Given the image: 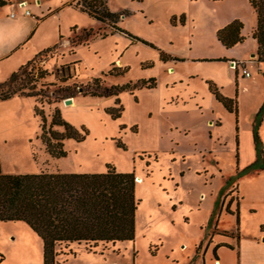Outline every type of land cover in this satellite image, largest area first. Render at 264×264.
Listing matches in <instances>:
<instances>
[{
  "label": "rangeland",
  "instance_id": "rangeland-1",
  "mask_svg": "<svg viewBox=\"0 0 264 264\" xmlns=\"http://www.w3.org/2000/svg\"><path fill=\"white\" fill-rule=\"evenodd\" d=\"M18 1H5L7 4L0 8V32L11 25L8 19L16 5L18 11L28 9L34 18L39 17L35 3L21 6ZM42 1V10L56 13L43 21L32 43L0 60V82L26 65L28 90L24 93L35 97H22L27 99L26 105L0 101V131H7L14 140L21 139L28 147L36 168L33 173L101 174L109 166L118 173H133L139 201L133 241L100 245L92 251L75 243L69 249L62 246L56 258L58 264H219L215 259L221 264H238V248L229 242L237 239L220 235L225 244H214L208 234L214 228L236 232L238 238H257L264 233V169L243 171L255 160L247 163L248 150L240 157L238 147L240 138L247 145L255 116L264 103V65L255 64L259 76L255 82L239 78L236 71L238 84L221 92L234 98L238 91L236 116L221 106L218 112L212 103L214 114H221L223 144L216 140L213 129H207L220 126L210 111L203 112L199 105L200 113L180 105L165 106L167 74L173 72L167 69L165 73L156 49L132 43L122 34H111L108 22L99 23L67 7L70 0ZM249 3L250 0H108V8L112 12H129L116 26L130 35L176 56L198 58L220 53L215 28L234 18L243 24L241 35L248 41L239 52L250 49L249 31L255 16ZM180 14H186L187 23L170 25L171 15L178 20ZM89 29L93 36L88 44L73 46L83 36V30ZM102 34L107 37L100 38ZM52 37L50 45L37 51ZM53 45L56 47L35 56ZM5 51L0 50V55ZM28 52H36L34 58L21 63ZM61 67L69 68L70 78L67 70L61 73ZM115 68L128 71L116 76ZM177 71L184 74V66ZM97 78L99 90L93 84ZM150 78L156 80V88L118 96L123 112L114 120L108 110L116 107L115 97L82 94ZM68 99L71 103L65 104ZM35 107L43 111L47 125L58 110L63 121L79 131L85 128L88 135L82 142L64 141L66 157L51 158L37 139L41 122ZM258 135L264 158V117ZM27 157L21 163L26 167L31 164ZM18 164L5 163L4 167L15 174L23 170ZM0 228L1 264H43L42 242L25 223L0 222Z\"/></svg>",
  "mask_w": 264,
  "mask_h": 264
},
{
  "label": "trees",
  "instance_id": "trees-1",
  "mask_svg": "<svg viewBox=\"0 0 264 264\" xmlns=\"http://www.w3.org/2000/svg\"><path fill=\"white\" fill-rule=\"evenodd\" d=\"M7 3L0 0V8ZM71 5V4H70ZM250 6L256 14V26L251 37L257 44V61L264 63V0H250ZM74 7L86 13L99 23L108 22L111 34L124 35L132 43L141 42L159 52L160 60L169 59L155 46L116 26L121 17L129 16V12H112L108 8V0H76ZM170 25L181 26L185 23V16L180 15L178 20L172 16ZM243 24L234 20L216 32L217 41L226 49H230L244 41L241 35ZM83 36L73 42V46L87 45L92 38V31L83 30ZM107 34L100 35L106 38ZM56 45L49 47L47 52ZM216 61H226L219 59ZM25 66H21L5 81L0 82V101H5L15 96L35 97L25 94L28 90V81ZM67 70L69 77L70 70ZM64 67L60 71L64 75ZM116 76L127 73L128 68L113 69ZM111 74V72H110ZM70 78V77H69ZM99 79H94L93 84L99 90ZM210 93L223 108L235 116L238 112L236 98H226L221 95L218 88L208 82ZM154 89L156 80H139L135 83L110 86L102 92H82L83 95L101 98L103 96L115 97V106L108 110L111 119H117L123 112V107L118 96L121 93H133L137 89ZM35 115L40 117V134L37 139L44 146L45 152L53 159L65 158L64 141L74 140L82 142L88 135L85 128L80 131L63 121L59 111L55 110L50 123L41 109L35 107ZM264 117V103L255 116L252 126V138L256 153L255 161L243 171L264 169L262 144L258 130ZM54 128H61L58 132ZM101 174L77 173H38L6 175L0 169V222H23L41 240L43 250V264H58L56 258L60 255V247L69 249L71 244L85 245L92 251L100 245H114L117 242L133 241L135 235V212L139 201L135 197V176L133 173H118L114 168L107 166ZM222 235L234 234L223 232ZM68 253H71L70 250Z\"/></svg>",
  "mask_w": 264,
  "mask_h": 264
},
{
  "label": "crops",
  "instance_id": "crops-1",
  "mask_svg": "<svg viewBox=\"0 0 264 264\" xmlns=\"http://www.w3.org/2000/svg\"><path fill=\"white\" fill-rule=\"evenodd\" d=\"M4 1L11 3V0H4ZM75 1L76 0H70L66 6L75 8L74 7ZM29 2L35 3L36 6L35 5L34 6L39 8V11H38L39 17L34 18L32 12L29 11L28 9L26 10L30 12V16H24L23 15L24 12L22 13L21 10L18 11L17 5L15 6L14 9L17 12L18 16L14 19L9 18L8 21H10L11 25L9 27L4 28L3 31L0 32V50L2 51L6 50L5 53L0 55V60L6 59L7 57L11 55V53L24 48V44L28 42L32 43V41L34 40V36L37 34V31L40 30V26L42 25L43 21L47 17L52 16V14L56 13L55 11L52 13H48V11L50 10H48L47 8L45 10H42L41 8L43 4L42 0H19L17 4L20 3L21 6L23 5L27 6ZM250 8L255 16V22H254V25L251 26L250 31H249V35L251 38L250 41H252L249 43L250 49L244 53H241L239 51L242 50V47H246V44L248 42L246 38H244L243 43L237 44L230 49L224 48L216 39V45H218L220 53L217 55L207 56V57H198V58H193V57L186 58L185 57L184 58V57H179L174 54H171L169 53V51L165 52L159 49V51L163 52L166 56L169 57V59H167L165 62L160 61L162 68L165 69V73H167V69L173 72V74L171 75L167 74L168 75L167 82H166L167 84L165 85V90H166L167 95H166V98L163 100L165 103V106L172 108L173 106L178 107L180 105L183 108L186 107L187 110H193V111L200 113L197 107L199 105L201 106V108H203L202 110L203 112L210 111V113L212 115H215L214 117L220 121V126H212L207 129H213L215 132L216 140L218 142H223V144H224V141H223L224 139H222L221 137V127H222V123L220 119L221 114L220 113L214 114L215 111L212 106V103L217 105L216 106L217 110L219 109L217 107L221 106L223 108V106L220 103H218L214 99V96L210 93L208 82L213 83L218 88L220 93L223 92L225 87H230L233 84H235L236 86V83H237L236 71L237 72L239 71L234 69L232 67V64L233 63L239 64L243 62H246L247 68L251 70L250 71L251 77L244 78L243 76H241L239 72V78L247 79L246 81H251V82H255L259 78V76L255 73L254 66L255 64L264 65V63H259L256 60L257 59V55H256L257 44H256V41L253 40L251 37L252 31L256 26V14L251 6ZM183 15L185 16V23H187L188 18L186 14H183ZM171 16H174V15H171ZM234 19L232 20L234 21ZM232 20L229 19L228 21L224 22L223 25H218L215 28V37H216V32L222 27L232 22ZM59 39H62V38L59 37ZM53 41H54L53 37L50 38L49 41L46 42L45 45L38 47L37 51L40 49L42 50L45 46L50 45ZM65 44H68V41H65ZM28 53L24 54L25 56H24V59L21 61V63L27 59H30L35 54L34 52H28ZM252 57L253 59L250 60ZM219 59H225L226 61H216ZM180 65L184 66V71H185L184 74H181L177 71ZM262 76H263V81H264L263 72H262ZM238 96H239L238 91H235L236 100ZM226 98H229V97H226ZM171 99H178L179 102L178 103H167L166 102ZM26 100H27L26 98L15 96L9 100H5L2 102L12 103L13 105H26L27 104ZM209 103L211 104V106H208ZM187 105H190V107H187ZM208 120H211V118ZM186 131L187 130L183 128L182 132L185 133ZM234 135L235 133H233V137H232L233 139H234ZM242 139L243 138L239 139V146H238L239 155L241 157V155H243L246 152V150H248L249 158L247 160V163H252L256 157L254 144H253V138H252V131H251V134H249V140L246 146L243 144ZM219 146H220V143H219ZM31 156L32 154H30V152L28 151V147L27 146L25 147L23 145L21 139L14 140L13 138L10 137L7 131H0V169H1L2 174H6V175L35 174L33 173V171L36 170V168L32 164ZM26 157L30 159L31 161V164L28 167L21 165L22 161L25 160ZM5 163L6 164L13 163L14 165L19 163L18 166L22 168L23 170L16 171L15 174H12L10 170L8 171L5 170V167H4ZM223 232L225 231H220L217 228H214L212 232L208 234V236L211 237L212 239L211 242L214 244H225L226 240L224 238H220L222 236H225V235H222ZM0 233L2 234L1 228H0ZM229 233L234 234L231 238L237 239L236 241L233 240L229 242L232 243V245L235 244L238 248V251H239L238 264H264V233H262L257 238L256 237L255 238L254 237L238 238V235L236 232H229ZM215 237L218 240H216ZM81 245L84 246L83 244ZM0 257L2 259L3 256L0 255ZM3 260L4 259L0 260V264L3 262ZM215 262H218L219 264H221L220 260L215 259Z\"/></svg>",
  "mask_w": 264,
  "mask_h": 264
},
{
  "label": "built area",
  "instance_id": "built-area-1",
  "mask_svg": "<svg viewBox=\"0 0 264 264\" xmlns=\"http://www.w3.org/2000/svg\"><path fill=\"white\" fill-rule=\"evenodd\" d=\"M24 16H30V12L28 10H25L23 13ZM18 16L17 12L14 11L10 14V18L14 19ZM232 67L236 70L239 69V72L241 74V76H243L244 78H250L251 77V72L248 70L247 66L244 65L243 63H239V64H232Z\"/></svg>",
  "mask_w": 264,
  "mask_h": 264
},
{
  "label": "water",
  "instance_id": "water-1",
  "mask_svg": "<svg viewBox=\"0 0 264 264\" xmlns=\"http://www.w3.org/2000/svg\"><path fill=\"white\" fill-rule=\"evenodd\" d=\"M64 102H65V104H70L71 103V99L65 100Z\"/></svg>",
  "mask_w": 264,
  "mask_h": 264
},
{
  "label": "bare ground",
  "instance_id": "bare-ground-1",
  "mask_svg": "<svg viewBox=\"0 0 264 264\" xmlns=\"http://www.w3.org/2000/svg\"><path fill=\"white\" fill-rule=\"evenodd\" d=\"M172 72V71H171Z\"/></svg>",
  "mask_w": 264,
  "mask_h": 264
}]
</instances>
